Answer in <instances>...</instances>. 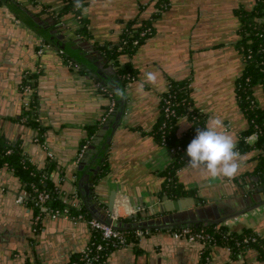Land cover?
Here are the masks:
<instances>
[{"label": "crops", "instance_id": "1", "mask_svg": "<svg viewBox=\"0 0 264 264\" xmlns=\"http://www.w3.org/2000/svg\"><path fill=\"white\" fill-rule=\"evenodd\" d=\"M84 1V9L87 11H83V14L87 17L90 38L80 37L91 43L99 55L101 52L97 46L117 42L126 23L135 17L138 19L149 17L155 2V0ZM254 1L171 0L169 6L153 21V34L146 38L129 58L136 70V77L125 87H121L115 76V66L110 61L105 63L103 57L91 55L84 49L85 47L79 46L69 38L70 34L75 33L76 27V20L72 15L67 14L60 18L56 27L47 26L50 40L52 39L53 43H62L58 50L51 43L49 45L42 42V37L34 30V24L43 25L36 22L33 17L56 12L61 7V0H2L0 36L13 32L16 41L13 46V60L9 61V75H6L5 68L1 69L4 73L0 76V92L5 95L0 98L3 99L0 102V134L9 139L18 137L26 157L38 168L43 167L46 160L55 161V168L49 176L53 187L67 195L77 191L82 199L78 186L82 170L76 169V166L79 161L86 160L91 152L86 147L80 156L82 141L86 137L85 125L95 122L101 123L100 127L107 125L98 145L95 146L96 154L93 153L88 161L95 171V161L97 162L101 153H106L108 173L95 181L93 175L96 172H87V182L92 184L91 203H94L93 207L97 213L103 214L110 194L116 191L112 211L115 217L113 223H120L127 228H135L143 221L165 218L168 214L174 213L175 199L180 201L184 210L191 211V218L198 215L201 218L216 219L224 212L221 207L225 205L229 209L225 212L227 214L240 209L238 200L240 194L237 195L240 186L250 188L248 191L252 194L253 203H256L255 192L252 190L264 186V182L261 184L257 176L249 174L256 164V160L252 159L253 152L241 153L237 148L240 153V169L234 179L212 180L202 168L192 169L186 164L178 170L177 178L184 187L194 188L195 196L161 199L158 195L163 179L161 172L172 157L170 152L159 145L151 135V130L159 117L160 97L167 89L168 80L186 79L190 89L191 106L206 115L205 127L209 119L220 118L224 125L220 131L232 136L237 145L238 136L247 128L248 123L237 105L234 91L236 79L243 68L242 54L236 47L239 39L237 33L239 20L234 10L238 7L250 9ZM62 27L68 28L71 32L64 33L61 31ZM42 43L47 46L42 53H38ZM65 48L73 55L74 61L79 57L81 61L97 69L100 75L96 77L89 75V71L78 62L76 63L80 65L81 70L78 65L69 66L63 57L68 51ZM125 60H128L125 56L120 59L121 62ZM19 71L21 81L24 73L28 71L36 73L33 87L35 113L39 124L46 127L44 142L47 151L53 156L52 159L47 157L46 150L33 141L34 130L20 121L23 97L20 90L21 82L19 83L17 78ZM150 71L157 73L155 85L144 83V74ZM141 83H144L142 92L138 90ZM105 89L116 93L117 90H123L125 93L124 113L115 127L111 116L102 120L110 103V97ZM254 95L257 102L264 105L260 86H256ZM188 126L189 121L181 118L178 122V134H182ZM99 129L91 141L85 142L87 146L96 141ZM95 155L96 158L91 161ZM11 187L14 189L9 192ZM261 192L259 197L264 199V190ZM19 193H22V190L18 179L8 169L2 168L0 195L10 202L12 194H16L17 197ZM256 196L258 197V192ZM13 204L15 207L12 205V209L18 212L19 216L16 215V219L19 225L23 226V232L31 227L28 242H25L19 233L16 236L20 239V249L29 252L28 259L24 257L27 259L24 261L25 264L39 255L43 258L37 260L38 264H60L63 261L66 263L79 252L78 247L81 249L89 242L91 231L87 225H80L75 232L68 230L63 232L62 223L60 225L47 223L55 222V218L48 216L43 217L38 229L33 231L32 223L30 225L29 222L31 215L27 211L30 207L19 204L16 200ZM217 206L221 212H218ZM142 207L153 212V215L144 218L141 215ZM89 212L92 217L93 212L90 210ZM131 215L136 216L130 217ZM42 222L47 223V231L54 227L60 230L49 234V245L47 236L40 239L41 244L35 240V237H39ZM59 222L63 221L59 219ZM163 222L172 221L164 219ZM219 224L231 231H240L246 227L264 236V203L229 217ZM181 228L155 226L144 228L147 232L138 237L136 243L112 250L107 255L105 264H200L203 251L206 252V264H264L253 249L231 256L228 247L221 244L206 246L190 243L185 237L177 235ZM19 231L22 233L21 229ZM57 242L61 245V252L53 250ZM43 245L53 250L48 256L40 254ZM32 246L37 248L35 252L38 253L32 254L29 249ZM10 258L8 264H23L21 260L20 262L17 260L16 253Z\"/></svg>", "mask_w": 264, "mask_h": 264}, {"label": "trees", "instance_id": "2", "mask_svg": "<svg viewBox=\"0 0 264 264\" xmlns=\"http://www.w3.org/2000/svg\"><path fill=\"white\" fill-rule=\"evenodd\" d=\"M2 0H0L1 3ZM171 0H155L153 11L149 17L138 19L135 17L132 21L127 22L122 29L117 42L113 44H103L97 46L103 57V61H109L115 66V76L121 87H125L127 83L136 77V70L132 67L129 58L137 50V48L145 41L146 38L153 34V21L160 15L161 11L165 10ZM61 7L56 12L50 14L55 20L50 27H56L60 22V18L70 14L76 20L75 33L83 38L89 39L90 34L87 28V17L83 14V10L77 11L74 9V0H61ZM85 1L83 0V7ZM25 10V9H24ZM235 15L239 20V28L237 30L239 39L236 47L241 52L243 58V68L240 76L235 82V97L240 111L244 114L248 126L242 130L238 136L236 148L241 153L253 152L252 159L256 160V164L251 173V176H257L258 181L264 182V105L259 104L255 99L254 90L256 86H260L264 96V0H255L250 9L238 7L234 10ZM49 14V13H46ZM45 14V15H46ZM44 15V16H45ZM40 16V15H39ZM47 18V17H45ZM34 24V23H33ZM34 30L42 37V42L52 44L50 33L47 28L34 24ZM144 32L142 35L141 33ZM136 42V43H134ZM53 45V44H52ZM111 45V46H109ZM125 56L128 60L120 61L121 57ZM63 57L67 62L78 65L71 55L64 53ZM78 68L81 70V68ZM36 73L26 72L22 77L20 87L30 84L34 87ZM106 94L114 101L111 116L119 111L120 106L125 109L124 96L121 98L116 94V91L111 92L105 89ZM164 99H168L172 104L174 112L165 116L163 111ZM189 84L186 79L175 80L170 79L167 82V89L161 94L159 101V117L151 130L153 139L162 145L170 152L171 161L161 172L162 183L158 193L161 199H175L183 196H195L194 188H186L178 181L177 172L184 165L188 164L186 156L187 145L195 138L197 129L205 128L206 115L191 106ZM107 112V110H106ZM19 118H24L23 123L39 133V140L43 141L45 137L46 127L39 124L35 113L34 94L29 99L28 106H22ZM181 118L189 121V126L182 133L178 134V122ZM99 122L85 125L86 137L82 144L92 140L96 131L100 127ZM257 132V137L253 141L246 142L245 138ZM105 151V150H103ZM96 172L93 175L94 180L105 176L108 173L106 153L99 155L97 162L95 161ZM11 170L14 177L20 182L21 190L27 193L26 203L32 208V198L36 190L49 191L51 198L48 204L51 207L62 208L67 206L71 213L78 211L84 213L87 217H91L90 212L82 200L81 208H74L70 203L64 202L61 197H58V190L53 187L49 178L51 171L55 168V161L46 160L43 167L38 168L31 163L23 152L18 140L12 141L0 134V170ZM76 183V180H75ZM261 183V184H262ZM125 221H129L125 219ZM192 229L203 228L209 231L214 238L215 244H221L228 247L231 256H235L248 249L255 250L258 258L264 263V236L251 231L249 228H242L240 231H231L224 225L217 224H201L199 226H190ZM144 231V228L141 229ZM135 228L122 229L126 237V244L136 243L138 237L135 235ZM246 239V240H245ZM103 243L101 256L106 258L107 255L115 248L103 242L97 233H91L89 245ZM136 248V246H134ZM137 249V248H136ZM205 254L203 251L200 264H206ZM78 254H74L70 260L76 259ZM27 264H38L37 261L28 262Z\"/></svg>", "mask_w": 264, "mask_h": 264}, {"label": "water", "instance_id": "3", "mask_svg": "<svg viewBox=\"0 0 264 264\" xmlns=\"http://www.w3.org/2000/svg\"><path fill=\"white\" fill-rule=\"evenodd\" d=\"M29 14V12H27ZM47 17V18H45ZM34 20L36 22H38L40 25H43L44 28H46L47 26H49L50 24H53L54 23V19L50 16V14H46L45 16H39L37 18L33 17ZM45 24V25H44ZM63 29V30H62ZM55 31V29H54ZM61 31H63L64 33H67V32H71L68 28L66 27H62L61 28ZM59 38V37H58ZM61 38V37H60ZM69 38L73 39L79 46H83L85 47L84 49H86L91 55H98V57H102L101 55H99L97 53L96 50L93 49L92 47V44L89 43L88 41L86 40H82V38L77 35L76 33H72L69 35ZM16 39H15V36L13 35V32L11 34H6V35H2L0 36V76L4 73H2L1 69L5 68L6 69V75L8 76L9 75V64H10V60L12 61L13 59V46L14 43H15ZM51 42L52 44L54 45L55 49L58 50L62 43H53L54 41L51 39ZM86 46H85V45ZM5 47V48H4ZM66 49V48H65ZM6 50V51H5ZM68 50V49H66ZM67 54L68 55H71L70 54V51L68 50L67 51ZM73 56V55H71ZM76 61L83 67L86 69V71H89L88 74L89 75H92L94 77L96 76H99V71L97 69H95L94 67H92L90 64L88 63H85L84 61H81L78 58H76ZM4 70V69H3ZM17 78H18V82L20 83L21 82V75H20V71L18 72L17 74ZM18 87L16 85V91H17ZM18 94H20L18 92ZM5 93L3 92H0V98L1 96H4ZM3 99H0V102L2 101ZM1 105V103H0ZM122 115H123V109L122 107L120 106L119 108V111L113 115H111V120H113V127H115L120 119L122 118ZM107 125H103L100 127L99 131L97 132V139L95 142L91 143L89 146H87V148L89 150H91V152H89L90 154L87 155V158L86 160H82V161H79V164L76 166V169L78 170H82V173L78 179V186H79V190H80V194H81V198L82 200L84 201V203L86 204V206L88 207V209L90 211H92V217L105 223L106 225H111L112 227L116 228V229H125L127 228L126 226H123L121 225L120 223H113V219L111 217V214H112V211H113V207H114V202H115V199H116V191H113L109 198H108V201L106 203V211L103 213V214H100V213H97L96 210L94 209L93 207V204L94 203H91V195H90V186L92 185L91 183H88L87 182V172L88 171H93L94 172V169L90 167V165L88 164V161L91 157V155L93 153L96 154V150H95V146L98 145L99 143V140L101 139L102 135L104 134L105 130L107 129ZM10 140L12 141H17L18 140V137L16 138H10ZM97 155H95L91 161H93L95 158H96ZM86 165V167L84 168V166ZM14 188H9V192L10 191H13ZM250 188L248 186H240V188L238 189V193L237 195L238 196V200H239V204H240V209H237V210H234L232 212H230L229 214L225 213L226 211H229V209H227L225 206L224 207H221L222 209H224V212L222 213V215L218 216L216 219H210V218H204V217H200V216H196L195 218H191L190 217V213L191 211L190 210H184L182 208V206L180 205V201L178 199H175L173 200V205H174V213H170L168 214L165 218H157L155 220H152V221H143L140 225H137L135 226V229H142V228H148V227H151V226H155V227H163V228H172V227H185V226H188L190 224L194 225V226H199L201 224H205V223H209V224H219L220 222L226 220L227 218L229 217H233V216H236V215H239L241 213H244L246 211H249L251 210L252 208H255L259 205H261L262 203H264V199H260L259 197V192H261L262 190H264V186H258L257 189L255 190H252V192H255L254 196L257 200L256 203H253V198H252V194L248 191ZM246 191V192H245ZM257 192H258V197L256 196L257 195ZM262 193V192H261ZM243 194V195H241ZM0 198H2V200H0V256H1V260L2 262L0 264H8L7 262L11 260V256L13 253H16L17 254V260L20 262L21 260V263L25 264L24 261H26L28 259V254L29 252L28 251H22L20 248V244H19V241L20 239H18L17 234H21L22 237L25 239V242H28L27 238L29 237L30 233H31V227H28L27 231L23 232L24 228L23 226H20L19 225V221L16 219V215H18V212L16 213V210L12 209V205L15 207V204H13V202L16 200V194H12V199L11 201L9 202L8 200H6L2 194L0 195ZM179 204V205H178ZM220 207L217 206V209L219 210ZM141 215L144 216V218L150 216V215H153V212H150V211H146L145 209H143V207L141 208ZM217 210V211H218ZM233 210V208H232ZM27 211L30 213L31 215V218L29 219L30 221V225L32 223V218H33V209L32 208H27ZM198 212V211H197ZM218 212H221V209L218 211ZM143 213V214H142ZM226 214V215H225ZM19 216V215H18ZM136 215H131L130 217H135ZM59 219L60 221H63V222H59ZM165 220H169V221H172L170 223H164L163 221ZM55 222H47L49 223L50 225H63L64 229H63V232L68 230V232H75L77 231L78 227L80 225H83L85 226L86 224L83 223V224H76V222H71V220H62V218H55L54 220ZM47 223H44L42 222V228L39 232V237H35V240L37 242H39L41 244V240L42 238L44 237H48V241H47V245H49V237L51 233H57L55 232L56 230L57 231H60L57 229V227H54L51 231H47ZM150 224H153V225H150ZM22 230V233L19 231V230ZM47 232V233H46ZM46 233V234H45ZM18 239V240H17ZM191 243V242H190ZM70 244H72L70 242ZM47 245H43V251L40 253L41 255L43 254H46L47 256L50 253V251H53V250H57L61 252V245L57 242L55 244V247H53V250L48 249V246ZM85 246V245H84ZM82 246V247H84ZM29 248V247H28ZM30 251L32 252V254H36L38 252H35V250L37 249L36 247H30L29 248ZM71 249V248H70ZM79 247L77 248V250L79 251ZM76 250V249H75ZM45 251V252H44ZM31 256V255H30ZM53 256V255H51ZM24 257H26L24 259ZM43 257H37L35 259H32L30 262H34V261H37V260H40L42 259ZM15 262L17 263V261L15 260ZM61 263H64L61 262ZM60 263V264H61Z\"/></svg>", "mask_w": 264, "mask_h": 264}, {"label": "built area", "instance_id": "4", "mask_svg": "<svg viewBox=\"0 0 264 264\" xmlns=\"http://www.w3.org/2000/svg\"><path fill=\"white\" fill-rule=\"evenodd\" d=\"M142 35L144 32L141 33ZM136 43V42H134ZM44 43L40 44L38 48V53H42L45 49ZM69 66H72L73 64L71 62H68ZM25 76V73L23 77ZM20 90L22 92V106H28L30 96L32 94L33 89L31 88L30 84H26L23 87H20ZM110 94H108L109 96ZM171 103L168 99H164V106H163V111L165 116L171 115L174 110L171 107ZM114 106V101L110 99L109 106L107 108V112L102 118V120H105L107 116L112 112ZM20 121H24V118H21ZM34 130V135H33V141L40 145L44 150H46L47 157L49 159H52V154L51 152L47 151L46 145L44 140L40 141L39 140V133L37 130ZM257 137V132H253L249 136L245 138L246 142L253 141ZM164 144H162L163 146ZM87 147V143H84L81 147V153L80 156L83 154ZM164 147V146H163ZM11 172V170H9ZM12 173V172H11ZM57 189V188H56ZM58 190V189H57ZM58 197H61L64 202L70 203L74 208L80 209L82 205V199H80L78 192L74 191L72 194H65L61 191L58 190ZM26 198H27V193L25 191H22V193H19L18 196L16 197V202L19 204L27 205L26 203ZM51 198V194L49 191L45 190H36L35 194L32 198V206L35 209L33 210V218H32V227L33 231H36L40 225L41 220L43 217L48 216L50 218H63L67 220H71L73 222H83L85 223L91 233H97L100 237V239L107 243L108 245L118 248L123 245H126V237L122 230L116 229L112 227L111 225H106L105 223L93 218V217H87L84 213L78 211L77 213H71L70 209L67 206H64L62 208H55L51 207L48 204L49 199ZM112 219L115 218L111 214ZM147 231H142V230H136L135 235L137 237L142 236V234ZM177 235L185 237L189 242H194V243H199L202 245H214V238L213 235L203 229V228H198V229H192L189 226L182 227L177 231ZM246 240V239H245ZM103 250V243H98L95 245H89L88 243L82 247L79 252L77 253L78 256L76 259L70 261L69 263H63V264H105L106 258H103L101 256V251Z\"/></svg>", "mask_w": 264, "mask_h": 264}, {"label": "clouds", "instance_id": "5", "mask_svg": "<svg viewBox=\"0 0 264 264\" xmlns=\"http://www.w3.org/2000/svg\"><path fill=\"white\" fill-rule=\"evenodd\" d=\"M74 9L87 11L83 7V0H74ZM157 73L146 72L144 83L155 85ZM144 83L139 85V91H143ZM121 98L125 95L123 90H117ZM220 118H211L203 129H197L195 138L187 145L186 156L188 166L192 169H203L209 178L216 180L224 178L234 179L240 169V153L236 150V142L232 136L220 129L223 128Z\"/></svg>", "mask_w": 264, "mask_h": 264}]
</instances>
